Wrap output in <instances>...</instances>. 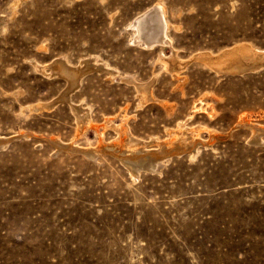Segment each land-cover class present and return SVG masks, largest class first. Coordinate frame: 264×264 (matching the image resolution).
<instances>
[{
    "label": "rangeland",
    "instance_id": "1",
    "mask_svg": "<svg viewBox=\"0 0 264 264\" xmlns=\"http://www.w3.org/2000/svg\"><path fill=\"white\" fill-rule=\"evenodd\" d=\"M0 143V264H264V0H0Z\"/></svg>",
    "mask_w": 264,
    "mask_h": 264
},
{
    "label": "bare ground",
    "instance_id": "2",
    "mask_svg": "<svg viewBox=\"0 0 264 264\" xmlns=\"http://www.w3.org/2000/svg\"><path fill=\"white\" fill-rule=\"evenodd\" d=\"M128 30H130V39H129V41H130V43L131 44H136V46H139V47H142V48H145V49H152V48H155L157 45H162V46H164V45H168L169 44V40H168V37H167V23H166V20L164 19V16H163V14H162V8H161V6H159L158 4H156V5H154L153 6V8L151 7V9L150 10H147V12H145V13H143V14H141L139 17H137V18H135L134 19V21L129 25V27H128ZM247 48V47H246ZM244 49V48H243ZM242 50V49H241ZM250 50V49H249ZM251 51V50H250ZM248 52V51H247ZM237 53V52H236ZM241 53V52H240ZM243 53V52H242ZM244 53H246V52H244ZM247 54V53H246ZM245 54V55H246ZM160 55V54H159ZM238 55V54H237ZM249 55V54H248ZM247 55V57H249ZM159 57H161V55L159 56ZM254 58V57H253ZM163 59V58H162ZM166 59V58H165ZM168 59V58H167ZM159 60V59H158ZM161 60V59H160ZM171 60V59H170ZM169 60V61H170ZM254 60V59H253ZM258 61V60H257ZM261 61H263L262 59H261ZM171 63H173V62H171ZM257 62H255V64H256ZM258 63H259V61H258ZM262 63V62H261ZM88 64V63H87ZM86 64V65H87ZM252 64V65H251ZM250 65H244V66H240L239 68H238V70H244L245 68H249L250 66L251 67H253V65H255L254 64V62H252ZM263 64V63H262ZM96 65H98V64H95V66ZM102 65V64H101ZM177 66V65H176ZM257 66V65H256ZM86 67V66H85ZM102 67H103V65H102ZM102 67H100V69L102 68ZM98 68V67H97ZM105 68V67H104ZM253 69V68H252ZM107 70V69H106ZM105 70V71H106ZM107 72V71H106ZM79 73V72H78ZM81 75V74H80ZM124 76H126V75H124ZM124 76H122V77H124ZM121 77V78H122ZM124 78H126V77H124ZM128 78H130L129 76H128ZM78 79V78H77ZM122 80H123V78H122ZM130 80H132L131 78H130ZM78 81V80H77ZM129 81V80H128ZM131 83H133V82H131ZM135 83V82H134ZM78 84V83H77ZM128 84H130L129 82H128ZM139 84V83H138ZM135 85V84H134ZM137 85V84H136ZM140 85V84H139ZM141 85H142V83H141ZM140 85V86H141ZM139 87V86H138ZM144 87V86H143ZM136 88V87H135ZM149 88V87H148ZM140 89V88H139ZM142 89V88H141ZM143 90V89H142ZM139 90L137 89V92H138ZM140 93V92H139ZM144 93V92H143ZM142 93V94H143ZM147 93V92H146ZM149 93V92H148ZM148 95V94H147ZM146 95V96H147ZM145 95H143V97H146ZM65 97V96H64ZM148 97V96H147ZM66 100V99H65ZM55 101H56V99H55ZM58 101V100H57ZM60 101V100H59ZM54 102V101H53ZM77 108V107H76ZM78 109H76V111H77ZM81 112V111H80ZM80 112H78V113H80ZM77 113V114H78ZM80 115V114H79ZM84 116V115H83ZM86 116V115H85ZM242 121V120H241ZM244 124V123H243ZM246 126V125H245ZM246 127H248V126H246ZM249 128H251V127H249ZM254 133V132H253ZM9 139V138H8ZM8 139H4L6 142H7V140ZM132 139V138H131ZM131 141H133V139L131 140ZM136 141V140H135ZM135 141H133V142H135ZM138 141V140H137ZM2 142V141H1ZM8 142H9V140H8ZM7 142V143H8ZM58 142V141H57ZM3 143V142H2ZM5 143V142H4ZM3 143V144H4ZM59 143V142H58ZM57 143V144H58ZM142 143V142H141ZM1 144V143H0ZM3 144H1V145H3ZM143 144V143H142ZM60 145V144H59ZM134 146V145H133ZM195 147V146H194ZM60 150V149H59ZM58 150V151H59ZM81 151V150H80ZM87 151V150H86ZM79 152V151H78ZM89 152V151H88ZM90 152H94V151H90ZM95 152H96V150H95ZM136 152V151H135ZM91 153V154H92ZM139 153V152H138ZM144 154V153H143ZM85 155L88 157V158H91V159H93L94 157L93 156H91L90 155V153H85ZM142 155V154H141ZM95 156V155H94ZM137 157H138V154L136 155ZM145 156V154L143 155V157ZM96 157V156H95ZM131 157V156H130ZM133 157H134V155H133ZM147 157H148V155H147ZM155 158V157H154ZM122 159V158H121ZM125 159H127V158H125ZM133 159H135V158H133ZM133 159H131V161L133 160ZM139 159V158H138ZM149 160L146 162V160H144V162H145V169L147 168V169H149V171L150 170H152L153 171V169H155L156 167H158L157 166V163H156V161H154V160H151L150 158H148ZM124 160V159H123ZM136 160V159H135ZM142 160V159H141ZM125 161V160H124ZM129 161H130V159H129ZM128 161V162H129ZM139 161V160H138ZM132 164V163H131ZM132 165H134V163L132 164ZM147 166V167H146ZM128 168V167H127ZM136 171V170H135ZM138 171V170H137ZM139 172V171H138ZM135 173V172H134ZM137 174V173H136ZM135 174V175H136ZM198 243V242H197Z\"/></svg>",
    "mask_w": 264,
    "mask_h": 264
},
{
    "label": "water",
    "instance_id": "3",
    "mask_svg": "<svg viewBox=\"0 0 264 264\" xmlns=\"http://www.w3.org/2000/svg\"><path fill=\"white\" fill-rule=\"evenodd\" d=\"M16 139H18V137L17 138H14L13 140H16Z\"/></svg>",
    "mask_w": 264,
    "mask_h": 264
}]
</instances>
